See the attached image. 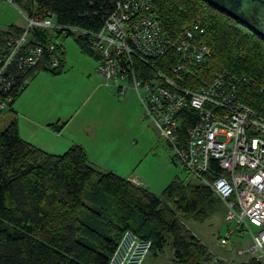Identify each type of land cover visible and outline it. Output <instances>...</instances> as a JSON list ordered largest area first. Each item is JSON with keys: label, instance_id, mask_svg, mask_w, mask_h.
Instances as JSON below:
<instances>
[{"label": "trees", "instance_id": "trees-1", "mask_svg": "<svg viewBox=\"0 0 264 264\" xmlns=\"http://www.w3.org/2000/svg\"><path fill=\"white\" fill-rule=\"evenodd\" d=\"M18 1L29 10L54 12L63 25L96 31L117 0ZM155 2L165 33L175 36L197 19L207 25L205 40L213 54L205 74L226 68L238 79L240 100L264 113V37L206 0ZM21 30L11 25L2 31L0 49L9 34ZM66 34L77 35L81 50L98 60L88 35ZM34 35L36 42L46 41V32ZM57 52L59 68L47 66V53L36 70L25 75L15 71L11 110L39 71L62 72L60 45ZM170 60L168 55L161 63ZM132 178L93 164L79 144L63 153L44 150L21 137L14 117L0 131V264H108L127 229L151 241L149 254L170 245L173 264H264L255 258L237 263L217 259L188 226L189 220L201 223L225 213L223 202L196 177H177L160 194Z\"/></svg>", "mask_w": 264, "mask_h": 264}, {"label": "built area", "instance_id": "built-area-1", "mask_svg": "<svg viewBox=\"0 0 264 264\" xmlns=\"http://www.w3.org/2000/svg\"><path fill=\"white\" fill-rule=\"evenodd\" d=\"M3 1L19 6L26 25L0 49L1 112L11 110L15 71L36 70L47 53V66L60 67L51 32L88 35L106 83H115L120 94L129 87L138 92L145 117L171 147L173 160L223 202L227 226L220 243L233 250L234 236L251 234V245L237 250L243 259H217L264 261V113L240 100L238 79L226 68L205 74L213 47L205 40L204 22L197 19L172 36L163 30L155 0H117L95 31L63 25L54 12L29 10L18 0ZM36 31L46 32V41L36 42ZM150 249V240L127 229L108 264H144Z\"/></svg>", "mask_w": 264, "mask_h": 264}, {"label": "rangeland", "instance_id": "rangeland-1", "mask_svg": "<svg viewBox=\"0 0 264 264\" xmlns=\"http://www.w3.org/2000/svg\"><path fill=\"white\" fill-rule=\"evenodd\" d=\"M19 5L22 6L20 3ZM18 7L0 0V33L12 24L14 25V23L26 25V21ZM51 34L55 43L60 45V48L64 51L66 68L59 74L41 70L32 78L33 80L30 83L41 75L40 81L29 87L28 94L33 91L37 84L51 85L56 89L58 103L54 108V113L59 111L65 116L62 120L67 119V116H72L70 117V129L64 135L68 137V131L72 130V133H74L79 130L80 136L78 139L84 141V134L86 133L83 130L87 124L86 121L92 119V121L103 120L100 123L101 130L104 132L113 125L110 118H106L109 115L118 125L116 128L111 129L112 133L110 131L105 133L110 138L106 143L111 144L112 142L111 149L113 151L124 152L127 150L124 143L134 137L131 140L133 145L136 143L134 154H138L141 161L144 159L139 165V170L151 181L153 186L151 191L160 194L164 190L165 186L161 188L163 178H166L168 184L177 177L184 181H196L193 175L173 160L171 147L158 134L150 118L145 117L146 110L138 92L133 87H129L126 91L131 89L130 91L120 94L115 83L107 84L104 77L95 70V66L98 67V60L81 50L76 42L77 35L73 36L58 32H51ZM95 74H100L102 80L97 79ZM92 89L97 92L94 93ZM25 96L27 97V95ZM65 113L67 114L64 115ZM3 128L4 126L0 124V130ZM154 134L157 137L156 140H154ZM57 143L60 144V142ZM68 148L63 149V147L55 144L52 149L57 153H63ZM116 161L117 157L111 158L108 161L106 160V165L108 167L116 165ZM187 224L217 256L232 257L237 261L241 260L244 257L237 254L238 248L249 246L252 243L251 234L245 232L242 237H233V250L223 246L220 243V236L224 233L227 223L222 213H217L205 222L200 223L189 220ZM255 230V227L252 228L253 232ZM172 256L173 249L170 245H167L164 251L157 253V255L148 254L144 264H173Z\"/></svg>", "mask_w": 264, "mask_h": 264}, {"label": "crops", "instance_id": "crops-1", "mask_svg": "<svg viewBox=\"0 0 264 264\" xmlns=\"http://www.w3.org/2000/svg\"><path fill=\"white\" fill-rule=\"evenodd\" d=\"M12 26L23 28L25 25L14 23V25L12 24ZM65 68L66 63L64 60L63 69L65 70ZM95 70L98 72L97 66H95ZM48 74L53 75L50 73ZM40 76L32 83H30L33 80L32 78L27 81L28 86L25 88L23 93L15 100L12 105L13 109L11 111L0 113V124H2V126H4L5 128L11 122V120L16 117L21 137L52 153H57L52 149L55 147V144L63 147V149L71 147L74 144L82 145L87 153L89 160L93 164L102 169L115 171L116 173L127 179L135 177L141 183H143V185L152 190L153 186L151 181H149L148 178L145 177L139 170V165H141L144 159L141 161L140 156L136 153L134 154L136 143L133 145L131 141L134 137L128 139L124 143V146L127 149L126 151H113L111 149L113 145L112 142L111 144L106 143L110 138L107 137L105 133H109V131L110 133H112L111 129L116 128L118 123L112 120L109 115L106 116V118H110L111 122H113V125H111V127L106 130L107 132H103L101 130L102 126L100 122H103V120L92 121V119L86 121L87 124L84 126L83 132L86 133L84 134V141H82V139H78V137L80 136V134L78 133L79 130L74 133H72V130L68 131L69 136L66 137L64 133H67V130L70 129V117L72 116H67V119L62 120L65 116H63L59 111L54 113V108L58 103V94H56V89L51 85L37 84L33 88V91L29 92L30 94H28L29 87L34 85L37 81H40ZM96 78L101 79L100 74L97 75ZM130 90L131 89H129L128 91ZM92 91L94 93L97 92L94 89H92ZM128 91H126V93ZM25 95H27V97ZM66 114L67 113H65L64 115ZM156 139L157 137L154 134V140ZM55 140L57 142H60V144H58L57 142L55 143ZM50 141L51 143H49ZM115 157H117V163H115L116 165L108 167L106 165V160L108 161L109 159ZM167 182L168 181L166 180V178H163V185L161 186V188L163 186L166 187L168 185Z\"/></svg>", "mask_w": 264, "mask_h": 264}, {"label": "water", "instance_id": "water-1", "mask_svg": "<svg viewBox=\"0 0 264 264\" xmlns=\"http://www.w3.org/2000/svg\"><path fill=\"white\" fill-rule=\"evenodd\" d=\"M264 37V0H206Z\"/></svg>", "mask_w": 264, "mask_h": 264}]
</instances>
